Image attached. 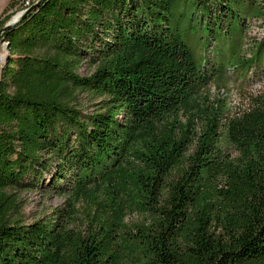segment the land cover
<instances>
[{"label":"trees","instance_id":"obj_1","mask_svg":"<svg viewBox=\"0 0 264 264\" xmlns=\"http://www.w3.org/2000/svg\"><path fill=\"white\" fill-rule=\"evenodd\" d=\"M261 5L262 0H42L6 28L0 264H109L95 238L71 236L67 209L25 220L19 193L44 181L49 196L96 185L121 165L140 127L216 77L229 72L233 79H264V37L251 49L246 41L248 21ZM85 93L95 102L91 111L82 106ZM260 121L251 112L229 122L233 139L250 138L261 149L255 166L247 167V191L225 207L235 214L231 220L225 208L222 214L198 208L196 183L211 167L204 147L189 160L177 153L175 172L166 160L157 163L147 211L153 223L131 235L145 264H264Z\"/></svg>","mask_w":264,"mask_h":264},{"label":"rangeland","instance_id":"obj_2","mask_svg":"<svg viewBox=\"0 0 264 264\" xmlns=\"http://www.w3.org/2000/svg\"><path fill=\"white\" fill-rule=\"evenodd\" d=\"M38 1L0 0V70L8 61L5 29L17 24ZM259 11L248 21V49L264 37V0ZM252 75L233 79L228 72L216 77L178 107L140 127L121 165L98 184L62 197L46 194L44 181L41 188L19 193L24 219L31 223L34 217L49 215L54 208H65L71 220V236L95 238L109 264H145L146 255L131 235L147 232L153 223L147 211L154 201L151 189L158 162L166 160L167 167L175 172L180 167L176 166L177 153H184V159L189 160L198 147H204L211 167L196 183L197 205L201 210L211 209L213 214L224 213L222 209L230 206L232 198L247 191L246 170L255 166L261 149L250 138L233 139L229 122L252 112L261 120L258 128H264V79ZM81 103L89 111L95 104L87 93L82 94ZM226 108L229 112L222 116ZM217 207L221 210L215 211ZM225 213L226 218H234L226 208ZM69 258L75 259L70 254Z\"/></svg>","mask_w":264,"mask_h":264},{"label":"water","instance_id":"obj_3","mask_svg":"<svg viewBox=\"0 0 264 264\" xmlns=\"http://www.w3.org/2000/svg\"><path fill=\"white\" fill-rule=\"evenodd\" d=\"M42 2V0H39L38 2H36V3H34L33 5H31L27 10H26V12H25V14L22 16V18L21 19H24L31 11H33L36 7H38L39 6V4ZM11 26H13V25H10V26H8V27H11ZM7 27V28H8Z\"/></svg>","mask_w":264,"mask_h":264},{"label":"built area","instance_id":"obj_4","mask_svg":"<svg viewBox=\"0 0 264 264\" xmlns=\"http://www.w3.org/2000/svg\"><path fill=\"white\" fill-rule=\"evenodd\" d=\"M29 4V3H28Z\"/></svg>","mask_w":264,"mask_h":264}]
</instances>
